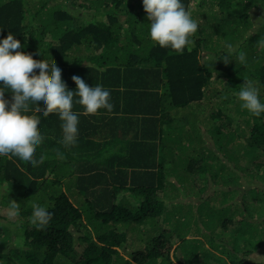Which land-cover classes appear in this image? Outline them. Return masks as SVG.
<instances>
[{
  "label": "trees",
  "instance_id": "obj_1",
  "mask_svg": "<svg viewBox=\"0 0 264 264\" xmlns=\"http://www.w3.org/2000/svg\"><path fill=\"white\" fill-rule=\"evenodd\" d=\"M184 3L189 10V0ZM196 3L191 15L202 24L197 22L191 43L177 51L150 40L142 0H0V38L11 32L23 45L16 51L55 62L69 90L76 88L73 75L89 86L102 84L113 105L111 111L80 115L78 141L70 148L61 143L58 116L35 113L44 137L35 154L40 162L31 166L0 157V264H264V181L253 183L264 173L249 170L264 166V114L242 110L238 93L230 108L226 90L209 87L213 83L239 92L246 81L264 101V0ZM229 51L235 55L225 63L222 57ZM241 52L245 64L236 59ZM122 71L132 84L139 79L133 96L121 97L110 89ZM4 97L10 100L11 93ZM204 105L208 113H203ZM98 128L129 143L122 155L104 147L94 154L85 151L93 144L83 137L101 140L93 131ZM236 132L243 135V154L239 148L229 150ZM206 138L213 148L206 147ZM101 150L105 164L83 162L82 153L94 156ZM110 157L117 159L119 172L130 169L131 178L143 175L140 184L129 186L132 200L126 205L113 204L114 199L106 205L91 201L94 186L99 198H106L112 177L106 165L115 161ZM192 177L196 198L180 197ZM207 179L240 187L233 188L235 204L224 199L214 205L204 196ZM246 192L251 196L243 201ZM11 200L18 208L12 209ZM250 201L248 211L244 206ZM33 204L52 213L43 229L30 222ZM196 211L212 218L209 225L221 227L222 233L212 240L205 232L183 234L197 241L183 245L178 228L181 223L193 226ZM133 224L142 228L132 229ZM172 224L175 230L169 228ZM223 231H229V239L220 240ZM134 234L139 239L130 240Z\"/></svg>",
  "mask_w": 264,
  "mask_h": 264
},
{
  "label": "clouds",
  "instance_id": "obj_2",
  "mask_svg": "<svg viewBox=\"0 0 264 264\" xmlns=\"http://www.w3.org/2000/svg\"><path fill=\"white\" fill-rule=\"evenodd\" d=\"M142 6L149 21L148 35L154 44L183 51L191 43L190 37L197 31L198 23L192 18L184 0H142ZM22 47L20 40L14 38L11 32L0 38V157L15 158L24 164L36 166L40 162L35 158L36 150L44 137L38 130L41 121L35 113L43 117L57 115L61 121V143L65 148H70L78 141L81 114L74 110V104L81 105L82 114L85 115H95L101 109L111 111L113 105L107 87L102 84L89 86L83 78L73 75L71 79L76 88L69 90L62 79V70L55 62L50 63L46 58L34 59L31 53L16 51ZM227 47L232 49L230 44ZM226 54L222 58L228 63L235 53L229 51ZM236 59L241 64L247 62L243 52L236 55ZM5 92L11 93L10 100L4 97ZM238 99L240 108L252 116L264 114V101L254 84L245 81L238 92ZM261 169L264 171V166ZM94 193L99 194V191ZM194 193L198 194L197 191ZM204 196L212 198L209 192ZM97 197L99 195L91 201L95 202ZM11 207L16 209L18 205L11 200ZM191 207L194 212L196 206ZM14 215V212L10 213V216ZM195 216L197 222L198 211ZM51 218L52 213L46 207L32 205L30 222L37 229L45 228ZM14 231L18 229L11 230Z\"/></svg>",
  "mask_w": 264,
  "mask_h": 264
},
{
  "label": "rangeland",
  "instance_id": "obj_3",
  "mask_svg": "<svg viewBox=\"0 0 264 264\" xmlns=\"http://www.w3.org/2000/svg\"><path fill=\"white\" fill-rule=\"evenodd\" d=\"M196 6H197V3H196V0H190V2H189V11L190 12H192L193 10H195L196 9ZM263 15H264V11H263ZM193 19H195L199 24H202L201 22H202V20L200 19V18H198V17H194ZM79 24V23H78ZM206 55H207V53L205 52V54H203V58H206ZM210 89L212 88V89H214V90H216L217 92H219V93H221L222 91H224V90H226V93H228L229 94V97H228V102H227V105H228V107H230V108H232V106L234 105V104H232V102H233V100L231 99V98H233L235 95H237V93H238V91H236V90H232V88H229V89H226V88H221V86L220 85H218V84H211L210 86ZM262 99V98H261ZM203 108H205V105L204 106H202ZM203 112H206L207 111V109L205 108V110H202ZM206 113H208V112H206ZM264 120V119H263ZM231 131V130H230ZM210 135V134H209ZM235 136H236V138L233 140L234 141V143H232V145L229 147V150L230 151H232V152H234L235 151V149L236 148H239L240 149V152H241V154H243L244 152H245V150H244V146H245V143H244V141H243V135H241V134H239V133H235ZM202 138H204V135H202ZM207 139V142H206V147H210V148H213L214 147V145H213V142H212V140L211 139H209V138H206ZM205 139V140H206ZM119 141V142H118ZM118 141H116V143H115V140L113 139V145L116 147V150H115V152H116V154L117 155H119V154H123V152L125 151L124 149H127L126 148V145H129V143H124V139H121V140H118ZM81 153V152H80ZM82 155L84 156V159H83V162H85V163H89V162H92V163H94V156L91 154V155H89V154H83L82 153ZM222 161L223 162H226V158L225 157H223V159H222ZM113 162H117L116 160L115 161H113ZM128 164L130 165V162L128 161ZM79 164L78 163H76V167L78 166ZM115 169V167H114V165L112 164V170H114ZM249 170L251 171V172H253V173H264V172H261L262 171V169L261 168H257L256 167V165L255 166H249ZM234 172V171H233ZM230 173V172H229ZM229 173H227L226 175H228ZM101 175V172H99V174L97 175V179L99 178L98 176H100ZM232 176H234V175H232ZM121 178H123L124 177V182H129L130 180L127 178V176L126 175H124V173H122L121 172V176H120ZM142 177H143V175H137L135 178H134V180H132V182L133 183H137V184H140V182H141V179H142ZM262 177V179L260 180V178H257V177H255V179L253 180V183L254 184H261V181H264V177L263 176H261ZM169 180H167V182H170V180L171 181H174V179L173 178H168ZM194 178L192 177L188 182H187V186L189 187L191 184H194ZM211 180H209V179H207V181H204L203 182V185H205L206 184V192L204 193V194H206V195H208V192L210 193V194H212V199L214 200V205H216V206H218L220 203H222V201L224 200V199H226V201L228 200V202H227V204H235V202H236V191L233 189V188H235V189H240V187L238 188V187H230V186H223V185H221V184H211ZM253 183H252V179H251V182H250V184H251V186H253ZM178 185V184H177ZM179 186V185H178ZM177 186V187H178ZM201 186H202V184H201ZM166 190H168V188H165ZM183 189V188H182ZM227 190H230L229 192H228V194H227ZM182 191V190H181ZM197 191V189L195 188V190H193V189H187V190H183L182 192H181V196L180 197H182V196H184V197H186L187 199L189 198L188 197V194L190 193V192H192L191 193V196L195 199L196 198V195L197 194H195L194 192H196ZM124 192H125V194H126V197L125 198H121V193L122 192H118V189L117 188H115L113 185H111L110 183L107 185V191H106V198H104V199H102L101 200V198H96L97 200H100L101 201V203L103 202V205H106L107 204V202H112L113 201V198L114 197H116V199H115V202H116V204H122V205H126V204H128L129 203V201L130 200H132V195L130 194V192H128V191H126V190H124ZM165 192V191H164ZM222 192H226V194L225 193H222ZM251 192H254V191H251ZM222 193V194H221ZM255 193H258V192H255ZM91 194V196H98V195H100L101 193H90ZM253 194V193H252ZM129 195H131V196H129ZM172 195L173 194H171V193H167V196H170V197H172ZM250 194L248 193V192H246L244 195H243V201H245V200H247V199H249L250 198ZM259 197H261V195H259ZM233 198V199H232ZM182 201H185V200H182ZM169 203H171V202H169L168 200H167V202L165 203V206L167 207V208H169ZM248 203V202H247ZM252 202L250 201L249 202V204H246L244 207H249V209H248V211H251V207H253L252 206ZM236 208H237V206H236ZM7 211V213H8V210H6ZM3 214H4V212H3ZM2 214H0V216H1ZM197 220V219H196ZM195 220V221H196ZM211 220H212V218H208L206 215H205V213L203 214L202 212H200L199 213V218H198V221L196 222V223H194V225L193 226H188L189 224H185V223H181V224H183L182 226H180L178 229H179V232L183 235H187V237H190L191 236V234H193V233H203V232H205L206 234H207V239H210V240H212L213 238H215V234L217 233V232H221L222 233V230H221V227H219V226H217V225H214V229L213 228H211V226L209 225V223H212L211 222ZM194 221V222H195ZM193 223V222H192ZM150 224H152V221H150L149 222V226L151 227V225ZM163 224H165V223H163ZM191 224V223H190ZM175 226V224H172V225H169V228L171 227V229H173V230H175L176 228H173ZM132 229H138V228H142V227H138L136 224H133L132 225V227H131ZM215 229H217L216 231H215ZM231 230V229H230ZM224 232V231H223ZM228 232L229 231H227V232H224L223 233V237H225V239H222V238H220V240H227V239H229L228 237H229V235H228ZM184 235L180 238V239H182V241L180 242V243H182L183 245H187V244H192V245H195V242H197V241H194V242H191V238L190 239H185L184 238ZM130 240H133V241H135L136 239H139V237H136L135 236V234L134 235H132V236H129L128 237ZM218 240V239H217ZM197 244H199V243H197ZM205 248H208V246H205ZM219 257H220V255H218ZM221 258V257H220Z\"/></svg>",
  "mask_w": 264,
  "mask_h": 264
},
{
  "label": "crops",
  "instance_id": "obj_4",
  "mask_svg": "<svg viewBox=\"0 0 264 264\" xmlns=\"http://www.w3.org/2000/svg\"><path fill=\"white\" fill-rule=\"evenodd\" d=\"M121 73V75H120V77H121V80H120V78H119V80L118 81H115V82H112V84H110L111 85V87L109 86V83L107 84L109 87H110V89L112 88L113 90H115L121 97L122 96H124V95H126V97L127 96H133V94H134V92H136V89L137 88H133V87H136V86H139L138 85V83H139V79L138 80H136V83H134V84H132L131 83V81L130 80H128L127 79V76H125V74L123 73V71L122 72H120ZM139 78V77H138ZM144 81H142V83H143ZM123 99V98H122ZM74 110H76V111H78V112H80L81 114L80 115H85V114H82V110L77 106V104H76V106H75V104H74ZM204 113V112H203ZM53 117H56V116H53ZM202 122H200V124H201ZM203 125H204V123H202ZM201 124V126H203ZM201 128H203V127H201ZM38 130H41V128H39ZM96 134H98V135H102V138H101V140H97L96 138H94V137H91V136H89V137H83V134H82V137L84 138V139H87L86 141H88V140H90V141H92L91 143L93 144V146H89V149H87V150H85L86 152H88V151H93V154H94V151L95 150H97V149H102V147H104L105 148V150H106V152H107V150L108 151H112L113 153L112 154H115L116 152H115V150H116V147L113 145V139L115 138V137H112L111 136V134L110 135H108V133L105 135V133H102L101 134V129L100 128H98V129H95V130H93ZM89 131H82L81 133H88ZM94 133V134H95ZM84 134V135H85ZM90 135H92V133H90ZM115 140V143H116V141H118V139H114ZM119 142V141H118ZM104 154H102V150L100 151V154L99 155H94V163L93 164H96V163H99V164H105V162L107 161L106 160V158L107 157H105V152H103ZM87 154V153H86ZM110 154V153H109ZM121 155V154H120ZM104 156V157H103ZM110 158H114L115 159V157H110ZM117 158V157H116ZM116 161H117V159H115ZM110 162V160H108V162H107V165H106V167H108V174L109 175H111L112 177H111V185H113L114 187L115 186H120V189L118 190V192H122L120 195H121V198L123 199V198H125L126 197V194H125V192H124V190H126V191H128V192H130L129 191V186L133 183L132 182V180H134V178H135V176L133 175L132 176V178H131V175H130V169L129 170H125V172H127V174L126 173H124L126 176H127V178L130 180L129 182H124V179L123 178H121L120 176H121V172H119L118 170H116V167L118 166L117 165V163L116 162H111L110 164H108ZM99 164H97L96 165V167L97 168H99V169H103V166L102 165H99ZM112 164L114 165V167H115V169L114 170H112ZM114 177H116V181H115V179H114ZM137 183H133L132 185L133 186H135ZM188 189H193V190H195V186L193 185V184H191L189 187H188ZM92 191H99L98 190V187H92V189H91ZM191 193L192 192H190L189 194H188V199H194L192 196H191ZM131 194V193H130ZM132 195V194H131ZM114 199V201H115V199H116V197H114L113 198Z\"/></svg>",
  "mask_w": 264,
  "mask_h": 264
}]
</instances>
